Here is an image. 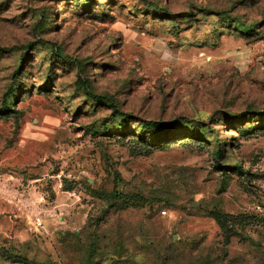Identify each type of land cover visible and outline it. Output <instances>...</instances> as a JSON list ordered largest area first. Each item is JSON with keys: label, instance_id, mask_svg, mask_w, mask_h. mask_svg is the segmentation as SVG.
<instances>
[{"label": "rangeland", "instance_id": "1", "mask_svg": "<svg viewBox=\"0 0 264 264\" xmlns=\"http://www.w3.org/2000/svg\"><path fill=\"white\" fill-rule=\"evenodd\" d=\"M4 99L0 264H264V0H0Z\"/></svg>", "mask_w": 264, "mask_h": 264}, {"label": "trees", "instance_id": "2", "mask_svg": "<svg viewBox=\"0 0 264 264\" xmlns=\"http://www.w3.org/2000/svg\"><path fill=\"white\" fill-rule=\"evenodd\" d=\"M239 30L241 31V33H246L249 34L250 29L248 28V26L246 25H240L239 26ZM55 55L59 56L60 58H63L64 55L57 49L55 51ZM22 59V58H21ZM81 64H76V72H77V80L79 82L80 87L82 88L86 98L92 100V101H109L110 98L107 97L106 95H101V94H97L95 92V90L92 88L91 82L90 80H87L85 78H82L80 76V72H81ZM11 92L9 91V94ZM7 100V101H6ZM10 108L8 106V99H4L1 106H0V113L3 112H7L9 111ZM115 112H117V110H114ZM121 115V114H119ZM189 122V121H185ZM140 124L136 127V129H131V131L137 136V139L140 140L141 142L145 143L146 141L152 140L159 148H164L169 146L172 141L169 140V136L172 135V133H174V130H176V127L178 125H180L181 121L178 123H167L161 120H149V119H143L139 122ZM122 128L126 127V123H124L123 121L120 122ZM183 124V123H182ZM183 126V125H180ZM208 128L207 125L204 124H196L193 128L190 129H185L182 128V134L181 135H190L192 137H197L201 135V132L203 131V129ZM108 127L104 128V131L102 133H107ZM150 138V139H149ZM217 144H221V140H216ZM220 150H217V156H220ZM221 167V166H220ZM115 175L117 174V172H114ZM214 219L216 220V222L219 224L220 228L223 229V231L226 232L227 227H226V223L224 221H222V219L220 218V216H217L216 214L213 215ZM226 237V242L228 243L230 237L232 236V234H224ZM94 246L95 244L92 243L90 245V252H89V256H92V251L94 252ZM12 257V259L16 262H26L27 258H25L24 256H17V255H13L10 256Z\"/></svg>", "mask_w": 264, "mask_h": 264}]
</instances>
